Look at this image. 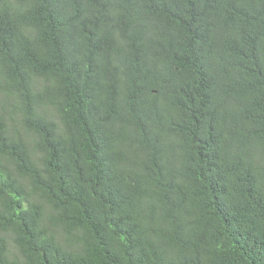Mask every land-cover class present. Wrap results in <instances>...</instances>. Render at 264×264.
I'll return each instance as SVG.
<instances>
[{
  "label": "trees",
  "instance_id": "16d2710c",
  "mask_svg": "<svg viewBox=\"0 0 264 264\" xmlns=\"http://www.w3.org/2000/svg\"><path fill=\"white\" fill-rule=\"evenodd\" d=\"M0 264H264V0H0Z\"/></svg>",
  "mask_w": 264,
  "mask_h": 264
}]
</instances>
